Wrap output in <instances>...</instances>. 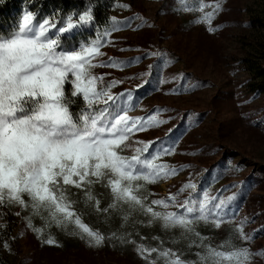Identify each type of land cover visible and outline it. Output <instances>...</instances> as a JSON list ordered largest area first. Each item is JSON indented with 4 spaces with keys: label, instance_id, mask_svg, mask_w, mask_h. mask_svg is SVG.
<instances>
[{
    "label": "snow or ice",
    "instance_id": "obj_1",
    "mask_svg": "<svg viewBox=\"0 0 264 264\" xmlns=\"http://www.w3.org/2000/svg\"><path fill=\"white\" fill-rule=\"evenodd\" d=\"M222 2L178 0L180 9L177 10L200 12V17L192 23H204L209 32H215L218 28L211 25L222 10ZM39 16V10L31 11L25 5L18 22L10 30L0 32V208L30 209V214L23 219L38 238L43 229L33 226V216H39L46 227L55 225L67 229L72 225L76 231L70 235H79L90 247H99L105 236L82 222L81 214L75 209L76 201L70 195V190L76 189L83 193L85 206L97 213L119 211L126 222L133 213L141 212L150 217L149 226L159 222L164 230L179 228L181 238L194 236L199 241L192 240L188 245L200 249L195 253L196 259L186 260L183 253L163 247V242L161 247H147L112 233L110 238L135 244V251L147 264H157L161 259L164 264H250L253 256H264V251L252 253L247 247L236 246L231 235L221 244L213 245L211 238L196 231L200 223L216 229L232 223L236 215L235 195L223 198L217 193L212 196L207 189L201 194L191 179L176 193L152 199L150 204L146 203L147 196L141 195L148 184L176 176L190 165L156 162L165 155L175 154L179 137L136 141L139 146L132 149V155L123 154L135 133L168 123L159 118L160 113L168 109H155L154 114L146 118L128 115L136 103L133 93H113L112 89L123 81L105 82L107 74L97 75L93 70L99 67L122 69L130 64L131 61H117L112 57L106 61L100 59L105 55L101 49L111 44V34L127 26L131 19L141 20L137 27L146 21L139 16L128 21L111 17L101 28L96 23L91 3L83 10H73L66 15L53 13L42 20ZM93 29L94 35L85 39V33ZM76 36L81 37L78 43L74 40ZM148 55L157 57V63L149 65V73L141 75H150L152 69L162 70L175 62L167 52ZM139 59L142 57L136 58ZM179 78L186 80L183 73ZM202 86V82L189 81L169 94L187 93ZM80 101L82 106L73 111V105ZM188 115L190 122L186 129L198 122ZM96 184L110 191L111 203L106 208H101V201L93 191ZM228 187L235 186H225L224 190ZM186 191L187 197L181 200V194ZM4 215L0 212V219ZM246 222V219L241 220L233 232L247 242L252 236L244 231ZM6 227L0 223V228ZM42 243L60 246L52 236ZM3 247L11 250L7 240ZM153 253L156 259H150Z\"/></svg>",
    "mask_w": 264,
    "mask_h": 264
},
{
    "label": "rangeland",
    "instance_id": "obj_2",
    "mask_svg": "<svg viewBox=\"0 0 264 264\" xmlns=\"http://www.w3.org/2000/svg\"><path fill=\"white\" fill-rule=\"evenodd\" d=\"M74 1L70 11L83 10L91 3L101 28L111 17L128 21L139 16L146 21L137 27L141 20L131 19L127 26L113 32L112 43L101 49L105 55L100 59L106 61L112 57L117 61H131L130 64L122 69L93 70L97 75L107 74L105 82L123 81L112 89L113 93H133L136 103L128 115L146 118L155 109H168L159 115L168 123L135 133L123 154L132 155V149L139 146L136 141L179 137L175 154L165 155L156 162L190 167L167 180L148 184L141 193L147 196L146 203L176 193L189 179L198 185L201 194L207 189L212 196L235 195L236 215L232 223H225L219 229L200 223L196 231L211 238L213 245L221 244L231 235L238 247H247L252 253L264 251V0H223L222 10L212 21L211 26L218 28L215 32H209L204 23H192L201 13L177 10L180 9L178 0ZM205 2L211 4L216 0ZM44 17L40 15L38 19ZM89 35H94V29L85 33V39ZM80 39V36L74 37L77 43ZM156 51L167 52L175 62L162 70L152 69L150 75H141L149 73V65L157 63V57L148 55ZM138 57L142 59L136 60ZM181 73L185 81L179 78ZM161 80L168 82L161 83ZM189 81L202 82L203 86L187 93L169 94ZM80 106L82 101L73 105V111ZM188 114L198 122L186 129L190 122ZM229 185L235 187L224 190ZM93 191L101 201V208L111 203L107 188L96 184ZM70 195L76 201L75 209L81 214L82 222L105 236L101 246L90 247L86 239L70 235L76 231L72 225L67 229L55 225L46 227L39 216H33V226L43 229L38 238L23 219L30 214V209L0 208L5 214L0 223L7 225L0 228V264H147L135 251V244L110 238L112 233L147 247H161L163 242V247L183 253L186 260H195V253L200 251L188 246L192 240L199 243L198 239L181 238L179 228L164 230L159 222L149 226L150 217L141 212L133 213L125 222L119 211L97 213L86 207L83 193L76 189H71ZM187 195L186 191L180 199ZM15 212H20V216L14 215ZM245 219L244 231L252 236L247 242L233 232ZM49 236L60 246L42 243ZM6 240L10 251L3 247ZM150 259H156V254ZM157 264L164 262L161 259ZM250 264H264V256H253Z\"/></svg>",
    "mask_w": 264,
    "mask_h": 264
},
{
    "label": "trees",
    "instance_id": "obj_3",
    "mask_svg": "<svg viewBox=\"0 0 264 264\" xmlns=\"http://www.w3.org/2000/svg\"><path fill=\"white\" fill-rule=\"evenodd\" d=\"M72 1L75 2L74 0H3V3H0V32L10 30L18 22L25 5L31 11L39 10L40 15L44 16L59 12L66 15L73 7Z\"/></svg>",
    "mask_w": 264,
    "mask_h": 264
}]
</instances>
